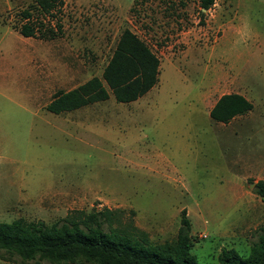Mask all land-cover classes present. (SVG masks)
Returning <instances> with one entry per match:
<instances>
[{"label": "rangeland", "instance_id": "374dc122", "mask_svg": "<svg viewBox=\"0 0 264 264\" xmlns=\"http://www.w3.org/2000/svg\"><path fill=\"white\" fill-rule=\"evenodd\" d=\"M61 1L42 14L36 0H0V221L121 208L162 242L185 209L200 264H219L222 247L246 257L264 224L252 191L264 173H251L264 168V0L207 10L200 0ZM26 10L39 28L29 40L15 32ZM124 28L159 58L157 83L131 102L108 89L105 100L47 111L56 93L101 77ZM27 55H37L39 95ZM243 91L248 113L210 119L220 95Z\"/></svg>", "mask_w": 264, "mask_h": 264}, {"label": "trees", "instance_id": "16d2710c", "mask_svg": "<svg viewBox=\"0 0 264 264\" xmlns=\"http://www.w3.org/2000/svg\"><path fill=\"white\" fill-rule=\"evenodd\" d=\"M214 1L200 0V8L207 10ZM61 5V0H36L42 14ZM23 15L27 20L17 31L25 37L36 36L39 28L29 21L31 13L26 10ZM159 65L152 49L124 28L101 77L56 93L45 109L59 114L105 100L109 91L118 102L134 101L157 83ZM252 107L243 95L225 93L215 101L209 116L214 122L227 123ZM252 191L264 201V180H257ZM133 214L103 206L89 211L73 209L50 223L24 217L0 221V259L12 264H200L191 252L194 235L185 209L175 237L162 242L151 240L135 224ZM217 259L219 264H264V224L254 230L246 257L234 248L222 247Z\"/></svg>", "mask_w": 264, "mask_h": 264}, {"label": "crops", "instance_id": "0c3cea01", "mask_svg": "<svg viewBox=\"0 0 264 264\" xmlns=\"http://www.w3.org/2000/svg\"><path fill=\"white\" fill-rule=\"evenodd\" d=\"M7 29L8 30H10L8 27H7ZM15 32H18L17 30H15ZM19 33V32H18ZM20 34V33H19ZM23 36V35H22ZM25 37V36H24ZM27 40H29V38H32V37H25ZM36 53H37V45H36ZM33 59L36 61L34 64H33ZM27 64H30L27 68H28V70H29V72H30V74H29V76H31V79H33L34 78V80L36 81V87H35V89H36V93H37V95H39L38 93H39V78H38V74L37 73H34L33 71H34V68H36L37 69V67H39L38 66V64H37V55L36 56H32V55H27V62H26ZM37 72V71H36ZM27 77H28V75H27ZM235 93H239V94H241V95H243L245 98H246V92L245 91H243V92H235ZM247 99V98H246ZM216 101V100H215ZM215 101L211 104V106H210V108L208 109V111H207V113L209 114V111H210V109H211V107L213 106V104L215 103ZM250 101V100H249ZM253 108V107H252ZM249 112V111H248ZM247 112V113H248ZM206 113V114H207ZM246 114V113H245ZM245 114H241V115H236L235 117H233L229 122H227V123H222V122H218V123H220V124H223V125H225V124H229L232 120H234V119H238V118H241V116H243V115H245ZM210 117V116H209ZM211 119V118H210ZM212 120V119H211ZM213 121V120H212ZM250 172V171H249ZM251 173H253V174H256V173H264V168H260L259 170H256V171H253V172H251ZM259 180H264V176H262ZM257 180H255V182H256Z\"/></svg>", "mask_w": 264, "mask_h": 264}, {"label": "water", "instance_id": "95a60500", "mask_svg": "<svg viewBox=\"0 0 264 264\" xmlns=\"http://www.w3.org/2000/svg\"><path fill=\"white\" fill-rule=\"evenodd\" d=\"M253 184H254V183H253ZM253 184H252V185H253Z\"/></svg>", "mask_w": 264, "mask_h": 264}]
</instances>
